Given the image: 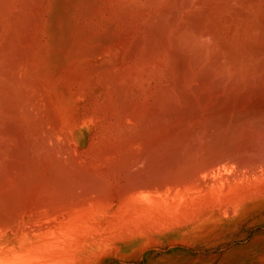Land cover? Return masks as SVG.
Here are the masks:
<instances>
[{
    "label": "bare ground",
    "instance_id": "bare-ground-1",
    "mask_svg": "<svg viewBox=\"0 0 264 264\" xmlns=\"http://www.w3.org/2000/svg\"><path fill=\"white\" fill-rule=\"evenodd\" d=\"M260 212L264 0H0V264Z\"/></svg>",
    "mask_w": 264,
    "mask_h": 264
},
{
    "label": "rangeland",
    "instance_id": "rangeland-1",
    "mask_svg": "<svg viewBox=\"0 0 264 264\" xmlns=\"http://www.w3.org/2000/svg\"><path fill=\"white\" fill-rule=\"evenodd\" d=\"M263 213V212H262ZM247 216L234 222L220 237L203 239L195 243L143 248L138 240L117 245L110 252L106 245L105 255H93L86 264H264V213ZM249 218V219H248ZM231 229L230 231H228ZM115 236V235H112ZM114 238V237H113ZM111 240V241H109ZM107 243H117L112 238ZM127 244V245H126ZM256 246V247H255ZM190 248V249H189ZM147 249V250H146ZM163 249V250H162Z\"/></svg>",
    "mask_w": 264,
    "mask_h": 264
}]
</instances>
